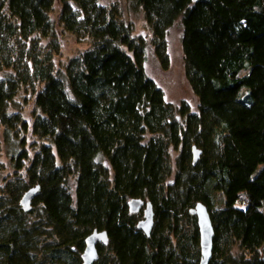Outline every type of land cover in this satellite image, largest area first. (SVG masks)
Masks as SVG:
<instances>
[{
	"label": "trees",
	"instance_id": "obj_1",
	"mask_svg": "<svg viewBox=\"0 0 264 264\" xmlns=\"http://www.w3.org/2000/svg\"><path fill=\"white\" fill-rule=\"evenodd\" d=\"M127 2L148 40L116 4L0 0V264H83L95 229L109 239L94 264H200L199 201L208 264H264V0ZM178 22L197 110L145 66L149 44L170 66ZM66 35L83 48L63 62ZM27 88L29 114L15 103ZM133 198L154 205L150 236Z\"/></svg>",
	"mask_w": 264,
	"mask_h": 264
},
{
	"label": "rangeland",
	"instance_id": "obj_2",
	"mask_svg": "<svg viewBox=\"0 0 264 264\" xmlns=\"http://www.w3.org/2000/svg\"><path fill=\"white\" fill-rule=\"evenodd\" d=\"M103 4H116L124 16L129 20L131 19L135 25V33L142 35L145 39L151 38L152 33L147 30V23L144 20V13L142 11H134L127 0H99ZM182 27L180 22L176 23L174 27L169 30L168 43L170 54V66L167 69H162L152 46H148V59L146 62V70L149 77L155 79L157 84L163 88L165 92V98L174 103L181 104L186 102L192 109L197 110L199 101L196 97L192 86L189 84L188 76H186V64H184V53L182 49ZM63 47V62L73 57L80 48H83L82 44H79L76 38H72L68 35L65 36L62 43ZM58 60V59H57ZM11 71H0L1 77L9 76ZM21 96L16 97L15 103L24 104L27 110L26 114H29V109H33V97L29 88L22 90ZM26 95L25 98H23ZM24 100H28L24 102ZM20 106V105H18ZM219 199L224 202V197L219 196ZM232 202L229 200V203ZM237 206H245V202L238 201Z\"/></svg>",
	"mask_w": 264,
	"mask_h": 264
},
{
	"label": "water",
	"instance_id": "obj_3",
	"mask_svg": "<svg viewBox=\"0 0 264 264\" xmlns=\"http://www.w3.org/2000/svg\"><path fill=\"white\" fill-rule=\"evenodd\" d=\"M194 153V162H197L202 152L193 148ZM40 186L37 185L25 192V195L20 201L23 210L30 211L32 209V200L38 195ZM129 209L131 212L138 213L143 211V218L138 221V226L142 229L147 235L150 236V232L155 226V214L154 205L152 201L145 202L141 198H133L129 200ZM191 214H195L198 220V227L200 231V242H201V253L202 257L200 264H208L213 256V246H214V237L215 231L213 227V221L211 220L209 209L202 202H197L190 211ZM109 239L106 231H99L95 229L85 240V250L82 254L83 264H94L99 258V250L97 244L99 242H105Z\"/></svg>",
	"mask_w": 264,
	"mask_h": 264
}]
</instances>
